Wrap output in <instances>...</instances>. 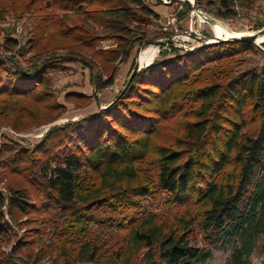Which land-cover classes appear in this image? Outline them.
<instances>
[{
    "label": "trees",
    "instance_id": "obj_1",
    "mask_svg": "<svg viewBox=\"0 0 264 264\" xmlns=\"http://www.w3.org/2000/svg\"><path fill=\"white\" fill-rule=\"evenodd\" d=\"M52 1L45 3L47 9L52 6L87 16L124 37L131 32V24L137 27L154 15L142 0ZM195 2L213 7L214 16L228 20L236 17L237 8L250 11L254 0ZM80 30H69L68 35L57 27L48 38L54 41L51 49L78 45L71 35ZM83 37L85 42H94L86 31ZM255 50L253 44L229 40L189 52L162 50L149 66L134 74L121 94L128 79L124 82L105 108L50 129L31 149L3 143L1 168L16 174L34 170L29 179L37 191L39 187L40 208L62 216V244L79 235L93 208L113 210L124 203L134 210L131 216L103 221L113 231L127 234L117 252L120 264H203L211 251L192 245L194 226L205 245L223 247L236 241L232 264H248L258 239L264 238V63L230 78L217 73L232 58ZM117 54H111L112 59ZM129 55L125 51L122 62ZM64 62H42L32 80L14 66L0 63V97L18 102L0 104L3 114L37 120V106L22 105L21 99L34 97V103L48 104V92L40 98L38 88L49 87L48 74L62 71ZM114 74L101 88L112 84ZM51 106L58 107L56 103ZM165 131L169 132L167 141L156 142ZM143 163L155 170V183L148 179ZM8 191L6 195L0 192V240L8 228L1 223L3 207L13 217L38 205L31 202L26 189ZM158 195H163L166 205L186 209L178 221L179 230L158 222L155 213L146 214L143 202ZM142 250L145 253L138 257ZM97 253V246L88 240L79 244L77 261L98 264ZM6 259L0 251V264H11L13 257Z\"/></svg>",
    "mask_w": 264,
    "mask_h": 264
},
{
    "label": "rangeland",
    "instance_id": "obj_2",
    "mask_svg": "<svg viewBox=\"0 0 264 264\" xmlns=\"http://www.w3.org/2000/svg\"><path fill=\"white\" fill-rule=\"evenodd\" d=\"M142 1L154 15L146 17L145 23H139L137 27L131 24L129 29L131 32L124 37L116 35L110 28H104L101 23L98 24L87 16L72 12L65 13L52 6L47 9L48 5H45L47 0H0L1 64L14 66L32 80L35 77L36 67L42 62L65 61V68L62 71L54 70L48 74L49 87L38 88L40 98L48 92L51 98L48 104L34 103V97L21 99L22 105L37 106L34 112L39 117L37 120L30 116L17 120L11 114L4 115L0 106V146L5 143L12 148L22 146L26 150L31 149L50 129L105 108L107 103L116 98L134 67L149 66L160 51L177 49L189 52L193 48L222 40L223 38L217 39L214 36L212 25L216 22L225 25L236 35L264 34L263 0H254L249 5L250 11L237 8L236 17L228 20L217 18L212 13L213 7L198 6L195 0ZM57 23L60 26H57ZM57 27L63 28L68 35L81 29L71 35L79 44L68 50L51 49L54 41L51 43L48 38L52 32L56 33ZM83 31L94 36L93 43L85 42ZM263 44L264 35L258 44L253 43L257 51L232 58L229 63L222 65L224 70L217 73V76L230 78L248 69H259L264 63ZM127 50L130 55L122 62L121 58ZM111 54H117V59H112ZM112 74H114L112 84L101 88V84L105 83ZM198 80L202 81L200 78ZM191 85H194V82ZM4 102L18 105L16 98L1 96L0 104ZM55 103L58 107L51 106ZM4 118L7 119L3 120ZM168 134V131L163 132L157 137L156 142H166ZM2 156L4 157V154L0 151L1 159ZM1 166L2 164H0V192L6 195L9 189H26L31 195V202L38 204L29 213L15 214L13 217L8 216L5 207L2 208L1 223L8 226L5 228L7 236L0 240V251L4 259L13 257L11 264H80L76 257L78 246L89 240L98 248V264L121 263L116 260L117 252L123 245L122 238L127 234L122 230L113 231L103 221H108L107 218H127L134 213V210L125 207L124 203L113 210L107 206L93 208L89 212L88 222L84 223L81 231L78 232L79 235L71 241H63L62 244L59 234L63 226L62 216L56 210L52 212L43 207L42 211L40 208L43 205L39 201V187L37 191L32 183L33 180L29 179L34 176V170L27 169L23 173L16 174ZM143 167L148 179L155 183V170L144 163ZM95 182H97L96 178ZM143 204L146 207V214L155 213L158 222L169 224L179 230L178 221L184 217L186 210L184 207L166 205L163 195L145 200ZM193 238L195 242H192V245L211 251V257L203 264H232V253L238 246L236 241L223 247L205 245L196 226L192 228L191 239ZM144 253L145 250H142L137 256L142 257ZM248 264H264L263 237L258 239L256 248L248 256Z\"/></svg>",
    "mask_w": 264,
    "mask_h": 264
},
{
    "label": "bare ground",
    "instance_id": "obj_3",
    "mask_svg": "<svg viewBox=\"0 0 264 264\" xmlns=\"http://www.w3.org/2000/svg\"><path fill=\"white\" fill-rule=\"evenodd\" d=\"M205 16V15H204ZM202 20V19H201ZM204 20V18H203ZM213 24V23H212ZM212 29H213V32H214V36L215 38L217 39H222V40H227V39H231L233 37H242V36H249V35H252V36H255L256 39H255V44H258L260 42V40L262 39V36L264 34H259V35H253L251 33H248V34H244V35H236V34H233L231 33L226 27L225 25L221 24V23H218L216 22L215 24L212 25Z\"/></svg>",
    "mask_w": 264,
    "mask_h": 264
},
{
    "label": "water",
    "instance_id": "obj_4",
    "mask_svg": "<svg viewBox=\"0 0 264 264\" xmlns=\"http://www.w3.org/2000/svg\"><path fill=\"white\" fill-rule=\"evenodd\" d=\"M255 39L256 37L255 36H252V35H249V36H242V37H233L231 39H227L229 41H240V42H243V43H247V44H253L255 42ZM227 40H218V41H227ZM217 41V42H218ZM152 63V62H151ZM146 67V66H145ZM143 67H140V66H135L133 71L131 72L128 80H127V83H126V86L124 87V89L122 90L121 94L124 92V90L126 89V87L128 86V84L130 83L131 79L133 78L134 74L141 70ZM120 94V95H121Z\"/></svg>",
    "mask_w": 264,
    "mask_h": 264
},
{
    "label": "crops",
    "instance_id": "obj_5",
    "mask_svg": "<svg viewBox=\"0 0 264 264\" xmlns=\"http://www.w3.org/2000/svg\"><path fill=\"white\" fill-rule=\"evenodd\" d=\"M110 103H111V101H110L109 103H107V105H109ZM107 105H106V106H107ZM97 111H98V110H96L95 112H97ZM95 112H94V113H95ZM94 113H93V114H94Z\"/></svg>",
    "mask_w": 264,
    "mask_h": 264
},
{
    "label": "built area",
    "instance_id": "obj_6",
    "mask_svg": "<svg viewBox=\"0 0 264 264\" xmlns=\"http://www.w3.org/2000/svg\"><path fill=\"white\" fill-rule=\"evenodd\" d=\"M164 2H166L165 0H163ZM206 19V18H205ZM196 39H198V38H196ZM258 47H260L261 48V46H258ZM194 49V48H193ZM262 49V48H261Z\"/></svg>",
    "mask_w": 264,
    "mask_h": 264
}]
</instances>
